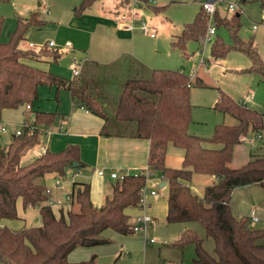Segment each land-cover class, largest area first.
Returning <instances> with one entry per match:
<instances>
[{
	"label": "trees",
	"instance_id": "trees-1",
	"mask_svg": "<svg viewBox=\"0 0 264 264\" xmlns=\"http://www.w3.org/2000/svg\"><path fill=\"white\" fill-rule=\"evenodd\" d=\"M96 0H81L77 12L87 10ZM159 12L166 5L153 6L149 0H134ZM176 0H169L175 2ZM192 21L185 22L181 31L170 41L172 47L185 51L188 41H199L207 27V14L201 1ZM264 6V0H257ZM131 0H120L122 6ZM237 13H239L237 15ZM38 13L17 16L15 27L7 41L0 40V111L20 106L30 107L38 99L41 85L65 89L76 104L103 118L102 134L143 137L149 140L146 160L148 171L160 175L167 186V222H198L204 236L185 228L172 245H194L196 264H264V227H254L245 217L232 213L229 203L233 187L258 184L264 193V156H255L238 167L228 165L234 144L250 132L264 131V113L238 102L217 88L214 108L232 116L234 124L218 123L209 137L189 131L191 122L190 89L203 86L199 77L190 78L180 70L148 68L130 57L126 64L128 75L123 76L120 60L108 65L87 60L76 77L66 78L31 65L25 58L50 57L57 61L60 51L43 43L35 51L22 48L31 26L46 23ZM216 29L224 28L230 42L218 33L209 46L207 60L222 59L231 51H240L249 58V65L231 69L236 73L252 72L264 81V61L252 37L244 40L239 34L240 10L230 15L214 13ZM2 18H0V32ZM119 77L120 85L108 86L101 81L103 74ZM123 76V77H122ZM111 83V82H110ZM108 104L111 106L108 107ZM18 134L12 133L5 146L0 145V264H106L98 263L95 254L79 261H69L68 253L77 246L105 244L110 239L102 232L109 228L121 234L129 231V208L140 207L141 188L146 183L144 170L131 171L111 183V192L100 206L90 199V183L75 182L70 192L78 209L56 212L48 204V175L63 178L68 170L85 164L80 159L78 144L70 143L58 151L46 148L27 163L21 160L28 150L40 145L45 129L54 120L55 111L27 110ZM172 143L183 149L181 166L166 165L167 146ZM206 143L218 145L207 147ZM73 163H76L75 165ZM193 173L215 175L218 180L206 185L201 195L193 192L190 179ZM22 209L37 207L41 223L11 227L5 221L19 218L17 203ZM211 240L207 248L205 239ZM110 264H117L112 262Z\"/></svg>",
	"mask_w": 264,
	"mask_h": 264
},
{
	"label": "rangeland",
	"instance_id": "rangeland-1",
	"mask_svg": "<svg viewBox=\"0 0 264 264\" xmlns=\"http://www.w3.org/2000/svg\"><path fill=\"white\" fill-rule=\"evenodd\" d=\"M80 1L81 0H0V18H2L0 40L7 41L9 32L15 27L17 16L28 17L31 13L30 11H36L38 17L44 19L46 23L40 27L31 26L26 33V40L22 41L20 46L22 48H28L27 43L30 41L34 44L31 48L38 50L43 43L53 40L58 46L60 56L57 61H53L50 57H40L38 59L25 58L23 60L33 66L46 69L64 77L72 78L74 76L70 71L69 61L73 55L76 56L78 62L80 60L79 56L75 54V50H81L80 52H82L83 49L81 48H85L84 50H86L88 57L96 58L101 61L108 60L113 56L116 50V31H120L119 29L114 30L111 26V22L106 19H110L113 12H120V6H122L119 4L120 0H96L91 7L79 13L76 8ZM233 1H235L240 8L241 25L239 34L241 38L246 40L254 35L257 50L264 61V24L260 23L258 24L256 31H250L251 21L261 19V13L264 6H260L257 0ZM132 2L135 1L131 0L129 7L132 5ZM150 3L153 6L166 5V7L159 12H154L148 6H136L137 10L141 11V16L139 19L134 20V24L137 26L130 29V31L137 29L140 31V34H138L136 38V47L140 50V54L149 62V64L146 65L153 66L152 68L181 69L185 71L184 73L190 74L193 68L198 67V65L202 63V60L207 61L208 57H210L209 46L211 43L205 45L203 55L200 54V56L196 55V52H199L202 48L201 38L199 41H188L185 48L188 55L184 56L181 49L171 46L170 40L173 38L171 37V34L179 33V31H181L183 23L193 20L200 1L176 0L175 2H169V0H150ZM140 19H144L150 24H152L151 21L154 19L158 24L157 26H153V36H148L146 32L138 27ZM89 25H94L95 31L90 38L86 40V38L83 39L81 34L85 33L84 30L88 29ZM217 33L226 42H230V37L224 28L216 29L215 35ZM66 40L71 44L69 47L64 46ZM79 46L81 48H79ZM48 48L56 49L54 47ZM217 61L218 63H222V60ZM248 65L249 58L244 53L240 51H231L226 54L223 64H215L210 72L209 69L207 70L209 63H207L206 66L201 67V75L205 84L203 86L194 85L190 89L192 117H194V120H200L201 122L195 124L193 128H189L191 133H193V131L200 132L198 130H201V132L212 131L210 128H212V123L216 119L215 113H218L219 120L221 117H225L221 123L234 124L236 122L232 116L224 114L219 109L214 111L216 108H212V105L215 103V98H217L218 91L216 87L227 91L230 96L237 98L239 101L243 100V96L247 90H250L253 93L256 82L260 80L259 75L252 72L236 73L231 70L239 69L238 67ZM225 66H227L228 70L224 68ZM102 74L105 78H103L104 80L101 79V81L105 82L108 86L113 88L114 86L117 87L118 83L120 85L118 76H114L110 79V77L108 78V75L105 76L104 73ZM126 75H128V72L123 74V76ZM41 86V92L38 94L39 97L43 99L42 106H49L50 101L46 98L48 86ZM246 104L248 107L251 106L250 103ZM254 104H256L254 107L256 110L258 109L259 112L264 113V95L262 97L260 95ZM61 106L62 103L60 102L59 108ZM110 106L111 105L108 104V107ZM35 109H37L36 106ZM17 112L11 111L10 113L15 114ZM7 123L8 126L5 133L0 135L1 146H5L9 142L12 130L16 125H19L14 119ZM260 133L261 134L250 131L245 136L246 138H243L238 143L234 144L232 158L230 160L231 162L229 163L230 165L238 167L247 162L250 158L264 156V131H261ZM193 134L198 135L197 133ZM202 134L207 135L208 133ZM171 145L172 144H169V149L183 151L182 149ZM34 147L36 148L38 146ZM35 148L30 149L24 155L22 163H27L32 160L34 156L32 153ZM168 154H171V152L169 151ZM168 162H171L170 159ZM177 165L180 166V164ZM197 177H201V179ZM204 178L205 177L202 173L194 174L193 182L195 186L199 187L201 184L205 183V181H203ZM76 179H79V177ZM47 183L49 182L47 181ZM196 190L197 192L201 191L199 188ZM230 206L232 213L238 217H246L248 210L251 207L256 206L259 218L257 221L253 222V224L255 227H264V195L262 188L258 184L243 186L235 190L230 197ZM77 209L78 206H75L74 210ZM20 211L22 212L23 209L21 208ZM28 211L32 213V216L26 217V223H23L24 215L23 217L20 216L19 218L6 220L5 222L8 225L17 228L24 224L36 225V222L39 220L35 219L38 217L37 210L30 208ZM26 212L27 211H25V213ZM33 218L35 220H33ZM168 225L171 226L173 224L169 223ZM159 228L160 227L157 229L154 228L153 232L149 230L148 233V237L153 235L154 237H157V239H160H158L160 242L159 247L148 248V251H152V257L157 256V250H159L160 258L170 260L171 264H196L194 260H192L195 257L194 245L192 243H186L183 246L172 245L170 242L173 238H169L172 234H160L159 231L161 230H158ZM188 228L196 231L199 236H204V228L200 223L191 222L189 223ZM261 241L264 242V237L261 238ZM205 245L207 248L211 247V240L209 238L205 239ZM123 255L126 256V254ZM152 257L151 259H147L146 263L143 264H150V260L153 262L155 259Z\"/></svg>",
	"mask_w": 264,
	"mask_h": 264
},
{
	"label": "crops",
	"instance_id": "crops-1",
	"mask_svg": "<svg viewBox=\"0 0 264 264\" xmlns=\"http://www.w3.org/2000/svg\"><path fill=\"white\" fill-rule=\"evenodd\" d=\"M229 1L235 3L236 8L240 10V8L237 6V3L235 1L233 0H229ZM242 1H245V0H242ZM120 8H121L120 12H124V11L127 12L129 9V5L120 6ZM217 10L220 15H230V12H228L224 8V5H219L217 7ZM117 14H118V11H115L113 12V15H111L110 19L106 18L109 22H111V26L114 28V30L116 29L120 30V31L118 30L116 31V35H115L116 50L113 56L109 58L108 60L101 61L96 58L88 57L86 54V50H84L85 48H81L79 46V48L83 49L82 52H80L81 50L80 51L75 50V54L79 56V59H80L79 62L77 61L75 55L72 56L71 60L75 58L76 61L81 66L87 60L96 61L97 63L101 65H108V64L114 63L116 60H120L121 66H119L118 68L119 69L122 68V72L126 73L128 71L126 70L125 66L129 62L130 57H132L138 60L139 62H141L142 64L145 63L144 65L147 66L148 68H152L153 66L146 65V64H149V62L140 54V50H138V48L136 47V38H137V35L140 34V31H138L139 29L130 31V30L120 29L116 27L115 22L113 20ZM139 15L141 16V11ZM151 22L152 24H150L149 22L148 24H149L152 34H147L148 36H153V31H154L153 26L158 25L154 21V19H152ZM260 23L264 24V9L261 13L260 20L251 21L250 31L251 32L256 31V29L258 28V24ZM94 31H95V26L89 25V28L84 30L85 33L81 35L83 36V39L86 38L87 40L90 38V36L93 34ZM176 34L178 33L171 34V37H173ZM252 36H253L252 38L254 39V35ZM33 45L34 44L30 41L27 43V47L30 49H33L31 48ZM70 45L68 46L64 45V46L69 47ZM204 47L205 46L202 43V48L200 49L199 52H196V55H200V54L203 55ZM201 50H202V53H201ZM43 57H47V56H43ZM224 58L218 59V60H222V63H218L217 60H214V61L202 60V63H200L198 67L193 68L190 74L188 73L189 75L188 74L187 75L190 78H194L197 76L201 79L202 82H204L202 75H201V67L206 66L207 63H209L207 70L209 69V72H210L211 69L215 66V64H223ZM244 67H247V66H244ZM224 68L227 69V66H225ZM238 68H243V67H238ZM216 70H217V66H216ZM180 71H183V70L180 69ZM66 78H70V77H66ZM41 87L42 86H39L38 88L39 94L41 92ZM225 92L229 94L227 91ZM39 94H38L37 101L30 108H27L26 106H20L12 110L3 109L2 111H0V125L4 123L7 129V126H8L7 122L14 119L15 121L18 122L19 125H16L14 127V129L12 130V133H13L17 127H20L22 125L24 119L26 118L28 114L27 110L35 109V106H36L37 109L39 110L46 109L45 111H55L56 115H55L53 122L45 129V137L43 139V142L40 145H36L38 147L36 148L34 147L35 150L32 153L34 155L33 158L36 157L41 152H43L46 148L52 151H58L64 148L67 144H70V143L78 144L79 151H80V159L85 164V166L75 171L68 170L63 178H57V177H53L52 175H48V179H47V181L49 182L48 187L51 189V193L48 195V198L52 199L55 202V205H50L54 209L55 212L57 209H62L63 211H65L68 208L74 209L75 206H78L74 202L72 195H70V192L77 186V184H74L75 182H89L90 183V199L93 205L100 206V204L103 202L104 197L106 195H109L111 192V183L115 179L109 176V172L112 169L127 168L131 171H139V169H142L143 167L146 166V160H147L148 149H149V140L147 138L121 136V135H115V134H102L101 128L104 123L103 118H101L100 116L96 114L89 112L84 107L76 104L74 100L72 99V97L70 96V93L65 89L61 88L59 90H56L55 87L48 86V89L46 92L47 94L46 98L48 99V101H50V104L49 106H45V107L42 106L43 99L39 97ZM256 94H257V97H256ZM260 95L261 97L264 95V81H261V80L256 82L253 93L250 90H247V92L243 96L242 101H239L237 98L233 96L231 97H233L235 100L245 105H247L246 103H250L251 105L250 107L254 108L256 105L254 104V102L259 98ZM216 99L217 98H215L214 102L216 101ZM60 102L62 103V106L59 108ZM213 107H214V103L212 105V108ZM216 110L217 109H214V111ZM11 111H16V112L18 111V112L15 114H11L10 113ZM217 114L218 113H215L216 119L212 123V126H211L212 128H210L212 129V131H213L214 126L218 123H221V121H223L225 118L223 116L219 120ZM193 118L194 117H192V109H191V122L189 124V128H193L195 124H198L201 122L200 120H194ZM5 131L0 133V135L5 133ZM198 131L200 132L193 131V133H197L198 135H202L203 137H209L212 133V131H209V132L208 131L201 132V130H198ZM202 133H208V134L205 135ZM169 144H172V143L170 142ZM169 144L167 146V153L165 157L166 165L169 167H173V168H179L182 162L183 151H178L176 149H169L170 148ZM171 146L176 147L173 144ZM206 146L207 147H217L218 145L206 143ZM34 148H31V149H34ZM169 151L171 152V154H168ZM169 159L171 162H168ZM229 163H228L229 166L237 167V166H232ZM177 164H180V166H178ZM99 168L103 169L104 171L103 174L97 173V169ZM194 174H197V173L192 174L191 179H190V186L193 192H195L198 195L202 194L203 188L206 185L213 184L214 182H217L218 180V178L215 175L202 173L205 177L203 179L205 183L201 184L199 187H196L193 182ZM77 177H79V179H76ZM197 178L201 179V177H197ZM56 180L59 182V184L55 185L54 182ZM161 182H160L159 174L152 175V177L146 181L147 189L155 190L156 193L152 195L149 192H147L146 197H145V209L143 211L151 215V221L149 222L148 227L145 231H140L137 233L121 234L113 229L107 228L102 232V235L110 239L108 243L98 244V245H93V246H77L68 253L67 259L69 261H79V260H84V259L89 258L92 254H95L96 261L98 263H106V264H110L112 262H116L117 264H143V263H146L147 259H151L152 251H148V248L149 247L157 248L159 247L160 242L158 241L159 238L157 239V237H154L153 235L151 237H148L149 230L153 232L154 228L157 229L158 227H160L158 229V230H161L159 231L160 234H163V235L172 234V236H170L169 238L170 239L173 238L174 240L185 228H188V225H189V223L184 224L181 222H167L165 218L166 211H167V206H166L167 186L166 184H164L163 186L160 187L159 185ZM247 185H251V184L237 185L233 187L230 192V197H231V194L235 190H237L240 187L247 186ZM198 188L199 190L201 189L200 192L199 191L197 192L196 189ZM67 194L70 195V200L68 202L65 200V195ZM230 197H229V203H230ZM58 200L60 201V203H56V201ZM21 208L22 207H21L20 201H18L17 203L18 214L21 213L19 214V216L21 217H23L24 215L23 223H26V217L32 216V213L28 211L30 208H34L35 210H37L38 217H36L35 219H39V220L36 223L37 225L41 223V218H40V214H39L37 207H28L26 209H23L22 212L20 211ZM251 208H253L256 214L258 215L256 206H253ZM249 210L245 217L246 219L248 218L247 219L248 222H249V216H248ZM25 211L27 212L25 213ZM141 212H142V209L140 207L129 208L128 209V213L130 215L129 221H132V219L137 214H140ZM35 219L33 218V220ZM169 223L173 225L169 226L168 225ZM251 225L254 226L253 223H251ZM10 226L12 227V225ZM151 238L153 239V241H149V239ZM123 254H126V256ZM152 258H154L155 260H153V262H151L150 260L149 262L150 264L151 263L152 264H171L170 260H165L164 258H160L159 250H157V256L152 257Z\"/></svg>",
	"mask_w": 264,
	"mask_h": 264
},
{
	"label": "built area",
	"instance_id": "built-area-1",
	"mask_svg": "<svg viewBox=\"0 0 264 264\" xmlns=\"http://www.w3.org/2000/svg\"><path fill=\"white\" fill-rule=\"evenodd\" d=\"M132 5L129 7L127 12H118V14L115 16L114 18V22L116 27L121 28V29H125V30H130L133 29L134 27H136L137 25L134 24V20L139 19L140 18V10H137L136 6H138V4L136 2H132ZM201 5L204 9V11L207 14V27L206 30L203 34V36L201 37V41L204 44V46L206 44L211 43L213 36L215 35L216 32V26H215V20H214V13L217 10V7L219 5H224V8L230 12L233 13L237 8L235 3L229 1V0H202L201 1ZM138 27L146 32L147 34H152L151 29L149 27V24L144 20V19H140V22L138 23ZM65 46L70 45L69 41H66L64 43ZM47 46L48 47H54V48H58V46L56 45V43L53 40H50L47 42ZM202 53V50H201ZM72 75L74 77L78 76L80 74V70H81V65L76 61L75 58H73L70 63H69ZM27 108H30V105L27 104L26 105ZM6 129V125L4 123H2L0 125V133H2L3 131H5ZM21 127H17L14 130L15 134H18L20 132ZM139 170H144L145 174H146V181L148 179H150L152 177V174L148 171L147 169V165L145 167H143L142 169ZM129 172H131V170L127 169V168H118V169H112L109 172V176L112 178H119L121 179L125 174H128ZM97 173L98 174H103L104 171L103 169L99 168L97 169ZM56 184H59V182L56 180L55 182ZM147 192H149L150 194H155L156 191L155 190H148L146 183L145 185L141 188V195H140V208L142 209V212L140 214H137L132 221H129V231L130 233H135V232H140V231H145L148 227L149 222L151 221V215L144 212L143 210L145 209V197ZM51 193V189L48 187L46 189V194L49 195ZM65 200L68 202L70 200V195L67 194L65 195ZM48 204L49 205H55V202L52 199L48 198ZM56 203H60V201H56ZM249 224L255 222L258 220V215L256 214L255 210L253 208H251L249 210ZM149 241H153V239H149Z\"/></svg>",
	"mask_w": 264,
	"mask_h": 264
},
{
	"label": "water",
	"instance_id": "water-1",
	"mask_svg": "<svg viewBox=\"0 0 264 264\" xmlns=\"http://www.w3.org/2000/svg\"><path fill=\"white\" fill-rule=\"evenodd\" d=\"M238 14H239V13H237V15H238ZM73 164L75 165L76 163H73ZM164 184H165L164 181H162V182L160 183L159 186L161 187V186H163Z\"/></svg>",
	"mask_w": 264,
	"mask_h": 264
}]
</instances>
